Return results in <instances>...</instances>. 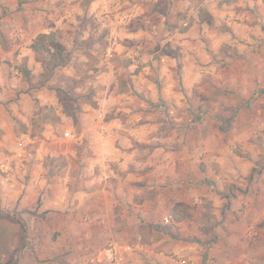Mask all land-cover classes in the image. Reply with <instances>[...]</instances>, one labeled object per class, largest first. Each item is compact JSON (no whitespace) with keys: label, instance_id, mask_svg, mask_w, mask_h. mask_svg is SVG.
<instances>
[{"label":"crops","instance_id":"1","mask_svg":"<svg viewBox=\"0 0 264 264\" xmlns=\"http://www.w3.org/2000/svg\"><path fill=\"white\" fill-rule=\"evenodd\" d=\"M172 2L167 16L175 23L169 39L171 53L163 52L157 60L140 46L132 49L130 95L119 88L120 69L115 65L107 67L109 72L98 70L97 82L104 87L96 103L85 104L80 112L77 160L82 166L74 175L65 167L58 169L66 149L60 147L56 133L59 130L54 129L53 123H47L41 131L45 139H37L32 132H22L21 137L15 134L13 116L24 117V112L11 100L16 98L18 89H26L34 81L23 79L17 65L24 64L29 69L36 64L41 73V64L30 44L38 33L52 29L33 33L30 10L18 9L27 7L28 2L0 0V8L7 5L12 11L0 13V36L8 34L6 38L11 40L3 45L0 39V161L6 160L8 168L15 159L29 161L35 154L41 159L39 169L21 171L20 174L29 175L27 183L0 186L1 256L2 251L16 250L23 242L27 245L20 264H67L65 259L71 258L70 242L74 240L77 264H94L99 231L93 233L88 228L99 225L96 217L99 209L105 208V224L111 227L104 230L108 235L117 233L114 226L128 229L132 225L139 230L137 237H145L142 230L151 227L147 244L139 240L128 243L129 234L135 230L127 231L121 241L132 249L125 264L136 263L134 259L140 255L148 256L152 262L166 261L174 240L159 227L162 207L200 206L202 195L217 210L222 204H230L223 221L230 233L219 232L216 241L179 245L190 264H264V163L259 167L261 158L264 160V140L257 137L258 129L264 131V122L251 128L253 123L246 117L235 116L229 132L222 133L213 107L201 110L188 103L202 80L203 69L213 65L212 57L220 46L233 48L234 61L259 58L264 68V0ZM184 21L187 26L181 28ZM228 55L218 58L230 59ZM255 69L252 74L232 80L235 99L264 96V69ZM42 87L36 91L49 97L53 104L52 93ZM20 95L23 99L29 96L27 91ZM7 101L9 105H5ZM211 112L213 116L209 115ZM245 113L244 108L239 109L240 115ZM56 116L58 126L64 115L56 111ZM36 141V153L22 151L24 143ZM120 211L125 217L118 218ZM185 219L189 218L172 219L173 224L169 225L174 229ZM35 223L43 227L42 233L29 227ZM254 226L256 234L251 229ZM182 230L177 228L179 235ZM39 234L45 235L49 250L44 253L41 247L33 255L28 243L37 242ZM100 253L101 249L98 264H102L98 261ZM44 257L48 261L42 262Z\"/></svg>","mask_w":264,"mask_h":264},{"label":"rangeland","instance_id":"2","mask_svg":"<svg viewBox=\"0 0 264 264\" xmlns=\"http://www.w3.org/2000/svg\"><path fill=\"white\" fill-rule=\"evenodd\" d=\"M24 1L28 2V6H19L18 9L22 11L26 9L30 10L33 33H37L43 28H51L52 31H55V35L58 36L68 54L69 62L65 66L55 69L50 81L42 85V89H45L44 91L46 93H52L53 104L50 102L49 97L40 96L36 91V88H41L39 86L40 82L38 81L40 73L39 67L36 64H31L30 68L27 69L24 64L17 65V68L22 73L23 79L29 80L30 78H34V81L29 83L28 88L18 89L16 98L11 100L16 101L19 109L24 112V117L13 116V118H16L14 126L15 134L21 137L22 132H27V134L32 132L36 135L37 139H45L41 131L47 123H53L54 129L59 130L57 132L53 130L58 135L59 145L66 149V156L60 161V167L58 169L62 170L65 167L75 175L80 168L79 166H82L77 160V148H80L77 145L79 115L85 104H89V102L96 103V98H100L102 95L103 88L101 87H104L103 84L97 82L100 79H96V76L99 74L98 70L109 72L107 67L109 65H115L117 69H120L119 74H117L118 86L125 94L129 92L128 95H130L129 90L132 82L129 75L134 73V67L129 66V57L132 56V49L140 46L142 49L144 48L145 54L157 60L160 59L161 53H171L169 39L172 36L171 31L174 29L173 26H175V23L171 18L168 19L167 16L172 9L173 2L172 0ZM11 12L7 5H3L0 8V13L7 14ZM183 27L181 25V28ZM7 36L8 34L6 36L4 34L0 36L3 45L11 41L10 38H6ZM216 51L217 54L212 57L213 65H206V68L203 69L202 80L197 85L188 103L199 106L201 110H209L213 107V113L219 119V130L222 133L229 132L235 116L237 118L239 117V119L240 116L246 117L248 121L253 123L251 128L263 123L264 96H260L259 94L248 99H235L233 96L235 92L234 86L231 84L236 76L240 77L241 75L252 74L256 70L255 68L263 71V64L259 62V58H256V60H250L249 58L242 60L235 59L236 61H234L236 53L233 48L220 46ZM109 53L112 54L111 57L107 56ZM227 53L229 54L228 56H231L230 59L218 58V55L221 56V54ZM260 54L261 52H259V56ZM105 59L109 63L106 64ZM255 82L259 84L257 80ZM33 88L35 92H33ZM26 91L29 96L23 99L20 94ZM9 102L7 101L5 105H9ZM145 104L148 105L147 101ZM240 108H244L246 113L240 115ZM56 111H60L64 115L63 121L58 126L55 125L58 122ZM209 115L213 116L212 112ZM27 123H29L28 127L26 126ZM71 123H73V127H71ZM67 130H70L74 134V138L64 136L63 132ZM257 137L261 141L264 140V131L262 128L258 129ZM37 145V141L35 143H24L22 151L36 153ZM78 153L80 154L81 151ZM7 154L11 156L9 151H7ZM262 160L263 158L260 160L259 167L262 162L264 163V160ZM4 162L6 160L0 161V186L8 188L12 185L20 186L27 183L29 175L20 174L21 171L31 170L32 168L39 169L37 165L40 164L41 159L37 158L36 154L29 161L26 159L23 161L15 159L9 163L8 168ZM54 165L57 166V163ZM54 165L53 169H55ZM18 174L21 177H18ZM12 176H15L14 179ZM155 189L158 190V188ZM162 193L163 195L161 196L165 197L166 194L164 192ZM199 199L201 200L199 202L200 206H196L195 204L192 217L182 222L180 221L181 223H178V226L174 229L169 224L163 222V217L169 214L176 221L177 219L174 217V213L177 211L178 206L173 205L169 207L170 205L166 204L168 208L162 207V220L160 221V225H167L170 230L164 231L161 228L163 226L159 227L167 236L171 237V240H174L173 250L167 254L166 261L152 262L148 256L140 255L135 257L134 262L136 263L134 264H180L179 261L181 258L186 259V264H190L191 260L187 259V256L180 250L181 247L179 245H184V242L200 243L201 240H204L206 243L208 241H216L219 232L230 233L227 225L223 224L227 214L226 210L230 208V204H222L221 208L217 210L216 207H212L208 203L209 200L206 197L199 195ZM105 212V208H100L98 216L96 217L97 219L95 218L97 221H100L99 225L91 224L88 228L93 233L99 231V241H95L99 242V246L94 252L95 263H97V255L100 249L107 243V239L124 241V236L128 235L127 231L132 232V229L135 230V227H132V225L127 227L128 229L123 225L114 226L117 233L108 235V232L104 230L106 228L111 230V227L109 224H105L107 221ZM117 216L118 218L125 217L121 214V211ZM18 222L21 223L19 220ZM31 225L29 227H32L35 233H42V226L37 223L33 224V226ZM150 228L146 227L142 230L145 237L142 235L137 237L139 230L136 229L134 233L129 234L128 243L135 244L138 240L145 244L149 243L148 236L151 233ZM177 228L183 229L180 232L181 235L178 234ZM75 229L77 231V228ZM251 229H254V234L258 232L255 226ZM39 237L37 242L28 243L33 255L36 250L39 252L41 247L44 253H47L49 250V244L45 239V235L39 234ZM75 237L77 238V234ZM53 238H55V235ZM67 242H70L68 238ZM24 245H27V243L23 244L22 242L16 250H11V252L2 251V256L0 253V264H20V257L23 255L22 250ZM70 245L71 258L66 257L65 262L67 264H77V241L72 240ZM41 261H48V258H41ZM132 262L133 260L130 261V263Z\"/></svg>","mask_w":264,"mask_h":264},{"label":"trees","instance_id":"3","mask_svg":"<svg viewBox=\"0 0 264 264\" xmlns=\"http://www.w3.org/2000/svg\"><path fill=\"white\" fill-rule=\"evenodd\" d=\"M30 47L34 53L35 59L40 62L42 67L39 80L40 86L44 85L51 78L57 67L64 66L69 61L68 54L58 36L55 35V31L38 33L33 38ZM177 206L179 209L177 208V211L174 213V217L177 220L184 217L190 218L192 216L194 212L193 206L184 204H179ZM161 226L160 227L164 231L170 230L167 225Z\"/></svg>","mask_w":264,"mask_h":264},{"label":"built area","instance_id":"4","mask_svg":"<svg viewBox=\"0 0 264 264\" xmlns=\"http://www.w3.org/2000/svg\"><path fill=\"white\" fill-rule=\"evenodd\" d=\"M182 26H187V23L182 22ZM102 113H99L101 116ZM64 136H72L70 132H64ZM163 222L165 224H171L172 217L171 215H166L163 217ZM132 248L127 243L122 242L119 239H111L109 240L104 247L101 249V253L99 254V262L102 264H125L126 255ZM180 264H186V259L181 258Z\"/></svg>","mask_w":264,"mask_h":264}]
</instances>
